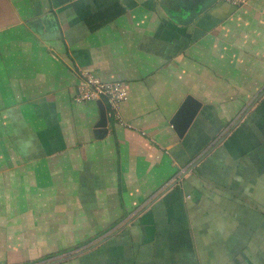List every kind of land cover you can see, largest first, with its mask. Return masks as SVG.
Here are the masks:
<instances>
[{"label":"crops","instance_id":"obj_1","mask_svg":"<svg viewBox=\"0 0 264 264\" xmlns=\"http://www.w3.org/2000/svg\"><path fill=\"white\" fill-rule=\"evenodd\" d=\"M84 70L129 87L102 138ZM34 242L42 264H264V0H0V264Z\"/></svg>","mask_w":264,"mask_h":264},{"label":"built area","instance_id":"obj_2","mask_svg":"<svg viewBox=\"0 0 264 264\" xmlns=\"http://www.w3.org/2000/svg\"><path fill=\"white\" fill-rule=\"evenodd\" d=\"M236 7L248 4L249 0H224ZM129 96V87L124 81H105L88 70L81 71L75 88L77 103L102 101L107 107V116L121 123L120 108Z\"/></svg>","mask_w":264,"mask_h":264},{"label":"water","instance_id":"obj_3","mask_svg":"<svg viewBox=\"0 0 264 264\" xmlns=\"http://www.w3.org/2000/svg\"><path fill=\"white\" fill-rule=\"evenodd\" d=\"M97 102L100 109V120L97 123L95 135L98 138H102L103 135L107 132V124H108L107 110L104 103L101 100ZM201 106L202 104L199 100L189 95L185 98L184 102L182 103L176 114L173 116L171 124L180 138H182L189 129L191 123L198 114Z\"/></svg>","mask_w":264,"mask_h":264},{"label":"rangeland","instance_id":"obj_4","mask_svg":"<svg viewBox=\"0 0 264 264\" xmlns=\"http://www.w3.org/2000/svg\"><path fill=\"white\" fill-rule=\"evenodd\" d=\"M22 229V228H21ZM35 227H23V230H24V232H26V233H28V235L29 236H35L34 234H35ZM32 245H34V247H35V249L34 250H36V251H34L35 253H31V254H28L30 257L31 256H33V257H38V258H36V259H29L28 261H27V264H42V263H44V262H41V259H39V253H38V251H39V243H33ZM76 249H79V248H75V250ZM74 250V248H68V249H64L63 251H60V252H62L63 254H65V253H70V251H73ZM60 252H58V253H60ZM58 253H55V254H58ZM68 254H66V255H68ZM31 261V262H30ZM50 261V260H49ZM26 264V263H25Z\"/></svg>","mask_w":264,"mask_h":264}]
</instances>
